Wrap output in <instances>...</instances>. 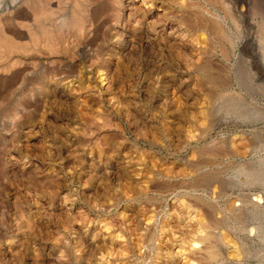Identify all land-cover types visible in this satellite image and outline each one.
<instances>
[{"label":"rangeland","instance_id":"374dc122","mask_svg":"<svg viewBox=\"0 0 264 264\" xmlns=\"http://www.w3.org/2000/svg\"><path fill=\"white\" fill-rule=\"evenodd\" d=\"M146 1H19L64 14L52 39L0 6L25 29L0 58L29 67L0 89V264L261 263L247 230L264 222V0H237V28L219 0Z\"/></svg>","mask_w":264,"mask_h":264},{"label":"bare ground","instance_id":"6f19581e","mask_svg":"<svg viewBox=\"0 0 264 264\" xmlns=\"http://www.w3.org/2000/svg\"><path fill=\"white\" fill-rule=\"evenodd\" d=\"M19 1H21V0H0V6L1 5H3L4 6V8H5V6L7 7V5L9 6H13L14 8H16L17 6H18V3H19ZM26 2H27V0H25ZM29 1V0H28ZM38 1V0H37ZM42 1V0H41ZM88 1V0H87ZM149 1V0H148ZM210 1V0H209ZM209 1H205V2H207V3H209ZM212 1V0H211ZM242 1V0H241ZM240 1V2H241ZM256 1H258V3L259 4H261V1L259 2V0H256ZM31 2V1H30ZM51 2V1H50ZM86 2V1H85ZM93 2H95V0H93ZM93 2H92V4H93ZM130 2V1H129ZM140 2H142V3H148L146 0H140ZM213 2V1H212ZM211 2V3H212ZM215 2H217V1H215ZM214 2V3H215ZM219 2H220V4L222 5V7L224 8V10H225V16H227V18H228V20L234 25V26H236V28L237 27H240L241 26V19H242V17H245V14L243 13V9H242V6H241V4H242V2H241V4H240V8H238V10L239 9H241V10H239V12H237V9H236V3H238L237 2V0H219ZM43 3V2H42ZM48 3V2H47ZM46 2L44 3L45 5L47 4ZM56 3V2H55ZM58 3V2H57ZM65 3V2H64ZM79 3V2H78ZM97 3V2H96ZM135 3V2H134ZM181 3V2H180ZM251 3H252V1H251ZM253 3H254V1H253ZM257 2H255L254 4H256ZM23 5H24V3H22ZM31 4V3H30ZM41 4V2L39 1L38 2V5H40ZM43 4V5H44ZM61 4V3H60ZM72 4V3H71ZM128 4V3H127ZM141 4V3H140ZM210 4V3H209ZM215 4H217L218 5V3H215ZM254 4H253V7H255L254 6ZM258 4V5H259ZM22 5V6H23ZM49 7H50V9L52 8V5H49V4H47ZM59 5V4H58ZM77 5V4H76ZM84 5V4H83ZM90 5H91V3H90ZM131 5V4H130ZM142 6H143V4H141ZM148 5V4H147ZM150 5V4H149ZM214 5V4H213ZM220 5V6H221ZM257 5V4H256ZM25 6V5H24ZM28 6H31V5H29L28 4ZM40 6H42V5H40ZM56 5H54V7H55ZM79 6V5H78ZM77 6V7H78ZM85 6V5H84ZM83 6V7H84ZM88 6V5H87ZM20 7V6H19ZM49 7H47V8H49ZM58 7V10H59V6H56L55 8H57ZM136 7V6H135ZM140 7V6H139ZM149 7V6H148ZM250 7V6H249ZM257 7V6H256ZM260 7V6H259ZM258 7V8H259ZM3 8V9H4ZM9 8V7H8ZM27 8H29V7H27ZM61 8L62 9H64L63 7H61L60 6V10H61ZM129 8V7H128ZM151 8V7H150ZM204 8V7H203ZM220 8V7H219ZM244 8V7H243ZM251 8H252V5H251ZM1 9V8H0ZM31 10H33L32 9V7L30 8ZM30 9H28L30 12H31V10ZM40 9V8H39ZM44 9H45V6H44ZM71 9H73V8H71ZM70 8H69V10H71ZM89 9H90V7H89ZM124 9V8H123ZM149 9V8H148ZM7 10V9H6ZM8 10H10V9H8ZM7 10V11H8ZM46 10H48V9H46ZM46 10H44V12L41 14H36V13H34V11H33V13H32V15H36L35 17L37 18V20L39 21L40 20V23L38 22V21H35V19H33V17H32V15H30L29 16V12L27 11V9H24V8H18L17 7V9H15V14L13 13V15L15 16V17H25V20L27 19V17H32L30 20H34V22H38L37 24H39V26L42 28V29H40V31H43L44 33H45V36L46 37H48L49 38V36H51V38L50 39H52V38H54L55 36H57L58 37V35H54L55 33H50V31L49 30H51V29H54L55 27H58V26H60L64 21H65V17H64V14L63 13H59V12H56L55 13V11H53V10H57V9H52L51 11H53V13L51 12V11H46ZM59 10V11H60ZM77 10V9H76ZM76 10H75V12H76ZM129 10V9H128ZM127 10V11H128ZM206 10V9H205ZM208 10V9H207ZM72 11V10H71ZM77 11H79V10H77ZM81 11V10H80ZM79 11V12H80ZM85 11V10H84ZM133 11V10H132ZM131 11V12H132ZM37 12V11H36ZM95 12V11H94ZM93 12V13H94ZM149 12H150V10H149ZM206 12H208V11H206ZM4 13V12H3ZM7 12H5V14H6ZM69 13V12H68ZM81 13V12H80ZM123 13V12H122ZM125 13V12H124ZM128 13H130V12H128ZM134 13V12H133ZM145 13V12H144ZM210 14L212 13V12H209ZM2 14V13H1ZM12 14V13H11ZM11 14H6V15H3L2 14V16H0V21H1V24H2V27H3V30L5 31V32H7V33H9L10 35H2L1 37H0V44H5V43H7V42H9L10 41V39H8L9 37L10 38H22L23 39V37L25 36V29L23 30L22 29V26H20V25H24V23H20V24H18L17 22H15V21H18V20H13L14 19V17L11 15ZM73 15L75 14L74 12L72 13ZM95 14V13H94ZM192 14H193V16H194V18H196V20L199 22V25H203V27H204V25L205 26H208L209 25V27H211V28H209V29H211L213 32H216L217 30H219L220 29V25H221V20L219 21V20H217L215 17H216V15H215V17H214V15H213V17L214 18H212V20H211V18H209V19H207L206 17H203V16H201L200 14H199V12L197 11V9L195 10V11H193L192 12ZM214 14V13H213ZM217 14V13H216ZM66 15V14H65ZM77 15V14H76ZM144 15V14H143ZM71 16V15H70ZM84 16V15H83ZM127 16V15H126ZM128 16H130V15H128ZM211 16V15H210ZM219 16V15H218ZM224 16V15H223ZM78 17V16H77ZM124 17V16H123ZM122 17V18H123ZM263 17V16H262ZM40 18V19H39ZM66 18H67V16H66ZM75 18V17H74ZM74 18H72V19H74ZM15 19H18V18H15ZM81 19V18H80ZM124 19V18H123ZM28 20V19H27ZM32 20V21H33ZM129 20V19H128ZM131 20V19H130ZM129 20V21H130ZM19 21H21V20H19ZM75 21H76V19H75ZM78 21V20H77ZM82 21V20H81ZM195 21V20H194ZM196 21V22H197ZM263 21H264V19H263ZM22 22V21H21ZM24 22V21H23ZM71 22V21H70ZM92 22V21H91ZM197 22V23H198ZM35 23V24H36ZM87 23V22H86ZM135 23V22H134ZM137 23V22H136ZM263 23V22H262ZM261 23V24H262ZM64 24V23H63ZM71 24V23H70ZM128 24V23H127ZM126 24V25H127ZM81 25V24H80ZM90 25H91V23H90ZM129 25V24H128ZM127 25V26H128ZM252 25V24H251ZM62 26H64V25H62ZM71 26V25H70ZM83 26V25H82ZM81 26V27H82ZM126 27V26H125ZM255 27V26H254ZM35 28H37V26L35 27ZM223 28V27H222ZM221 28V29H222ZM60 29V28H59ZM59 29H56V31L58 32V30ZM220 29V30H221ZM33 30V29H32ZM223 31H224V29H222ZM235 30H237V29H235ZM28 31H30V30H28ZM39 31V32H40ZM55 31V32H56ZM62 31V30H61ZM26 32H27V30H26ZM31 32V31H30ZM33 32V31H32ZM36 32V31H35ZM50 33V34H48V33ZM51 32H54V31H51ZM87 32V31H86ZM218 32V31H217ZM221 31H219V33H220ZM2 33V32H1ZM47 33V34H46ZM59 33V32H58ZM225 33V31L223 32V34ZM52 34V35H51ZM88 34H90V33H88ZM221 34H222V32H221ZM42 35V34H41ZM48 35V36H47ZM215 35V34H214ZM9 36V37H8ZM27 36V35H26ZM30 36H32V35H30ZM36 36H38V35H36ZM44 36V35H43ZM53 36V37H52ZM89 36V35H88ZM41 37V39H42V36H40ZM227 38V37H226ZM21 39V40H22ZM26 39V38H25ZM29 39V38H28ZM41 39H39V40H41ZM44 39V38H43ZM47 38H45V40H43V41H47L46 40ZM49 39V40H50ZM88 39V38H87ZM15 40H17V39H15ZM30 40V39H29ZM31 40H34V39H31ZM53 40H55V39H53ZM20 41V39H18L17 40V42H19ZM27 41V40H26ZM25 41V42H26ZM38 41V40H37ZM134 41V40H133ZM17 42H15L14 41V45H16L15 47H17V45L19 44V43H17ZM32 42V41H31ZM26 42L27 44H29L30 43V45H34V42ZM39 42H41V41H39ZM132 42V41H131ZM13 43V42H12ZM36 43V42H35ZM43 43V42H42ZM87 43V42H86ZM27 44H25L24 42H23V45H27ZM47 44H50V43H47ZM47 44H46V46H47ZM53 44V43H52ZM132 44V43H131ZM257 44V43H256ZM21 46H22V44H20ZM20 45H19V47H20ZM29 45V46H30ZM40 45V44H39ZM28 46V47H29ZM132 46V45H131ZM12 47L13 48H15L13 45H12ZM32 47V46H31ZM36 47V46H35ZM262 47V46H261ZM2 48V47H1ZM5 48V47H4ZM12 48V49H13ZM32 48H34V46L32 47ZM53 48V47H52ZM21 49V48H20ZM27 49H29V48H27ZM27 49H26V51H27ZM35 49V48H34ZM38 49V48H37ZM2 50V49H1ZM11 50V49H10ZM16 50H19V49H17L16 48ZM33 50V49H32ZM252 50V49H251ZM3 51H4V49L2 50V52L1 53H3ZM20 51V50H19ZM26 51H24L23 53H26ZM36 51V50H35ZM255 51H256V49H255ZM258 51V50H257ZM256 51V52H257ZM5 52V51H4ZM51 52V51H50ZM58 52V51H57ZM260 51H258V53H259ZM262 52H263V49H262ZM0 53V54H1ZM6 53V52H5ZM9 53V52H8ZM8 53H7V56H8ZM16 53V52H15ZM20 53V52H19ZM32 53H33V51H32ZM37 54V53H36ZM39 54V53H38ZM37 54V55H38ZM41 54V53H40ZM39 54V55H40ZM2 55L3 56H5L6 54H1V57H2ZM16 55V54H15ZM257 55V54H256ZM6 56V58L4 57V58H0V75L1 74H3V73H6V74H8L9 76H7V77H2L1 78V83L3 84V86L2 87H0V89L1 88H3L2 90H3V92L2 91H0V93L2 92V93H4V92H6V90H7V87H8V85H9V83H11V82H13L15 79H17L18 77H20V76H22L25 72L27 73V70H28V63H27V61L25 60V61H21L20 63H17L16 61L18 60V61H20L19 60V58L16 60V56L14 57L15 58V61L13 60V61H9V57H7ZM19 56V55H18ZM30 56V55H29ZM33 56V55H32ZM32 56H30V57H32ZM258 56V55H257ZM22 57H23V54H22ZM26 57V56H25ZM24 57V58H25ZM13 58V59H14ZM34 58V57H33ZM34 59H36V58H34ZM29 61H30V58L28 59ZM53 61V60H52ZM23 62V63H22ZM27 64H26V63ZM33 62V61H32ZM48 63H49V61H47ZM44 63V62H43ZM30 64V63H29ZM34 64V63H33ZM33 64H31V66L33 65ZM44 64H46V63H44ZM49 65V64H48ZM255 68H256V73L260 76V77H262L263 79H264V54H261L260 56H259V59H258V61H255ZM34 67V66H33ZM32 69V68H31ZM29 72V71H28ZM255 72V71H254ZM25 73V74H26ZM6 74H4V75H6ZM24 74V75H25ZM95 74V73H94ZM107 76V75H106ZM106 76H96V74H95V78H94V85H96V86H98V87H106V86H108V80H107V78H106ZM254 76V75H253ZM93 80V79H92ZM259 80V79H258ZM59 82V81H58ZM110 82V81H109ZM12 84V83H11ZM68 84V83H67ZM80 84V83H79ZM85 84H87V83H85ZM78 85V84H77ZM83 85V84H82ZM91 85V84H90ZM109 85H110V83H109ZM11 86V85H10ZM72 86V85H71ZM87 87H89L88 86V84L86 85ZM86 86H84V87H86ZM92 87V86H91ZM74 88V87H73ZM95 88V87H94ZM107 88V87H106ZM70 90V89H69ZM88 90V89H87ZM1 97V96H0ZM27 105V104H26ZM26 111V110H25ZM204 111V110H203ZM202 110L200 111V112H203ZM205 113V112H204ZM207 115V114H206ZM204 117H206L205 115H204ZM203 117V118H204ZM202 118V119H203ZM207 118V117H206ZM201 119V120H202ZM207 120V119H206ZM204 120H202V123H204L203 122ZM205 124V123H204ZM259 162V161H258ZM260 163H262L261 161H260ZM258 164V163H257ZM264 165V164H263ZM258 167H259V164H258ZM258 170V169H257ZM256 170V171H257ZM260 170V169H259ZM258 172V171H257ZM255 175V174H254ZM248 176V175H247ZM248 177H250V176H248ZM252 177V176H251ZM263 178V177H262ZM259 179V178H258ZM256 180H257V178H256ZM255 179H254V181H256ZM261 180V179H260ZM259 180V181H260ZM253 181V182H254ZM263 181V180H262ZM261 182V181H260ZM260 182H259V184H260ZM238 183H239V181H238ZM249 183V182H248ZM262 183V182H261ZM263 184V183H262ZM260 186H262V185H260ZM259 186V187H260ZM263 187V186H262ZM264 191V190H263ZM264 193V192H263ZM250 201V200H249ZM255 202V201H254ZM249 203V202H248ZM257 204H259L258 202H257ZM262 204V203H261ZM253 205V204H252ZM251 205V206H252ZM262 205H264V204H262ZM234 206V205H233ZM237 206V205H236ZM255 206H256V204H255ZM259 206H260V204H259ZM239 207H240V205H239ZM260 207H262V206H260ZM236 208H238V207H236ZM249 208V207H248ZM254 208V207H253ZM264 208V207H263ZM262 208V210L264 211V209ZM235 209V208H234ZM241 209H243V207L241 208ZM260 209V208H259ZM199 210V209H198ZM236 210H238V209H236ZM244 210V209H243ZM253 210V209H252ZM251 210V211H252ZM233 211V210H232ZM238 211H241V210H238ZM234 212H236L237 213V211H234ZM233 212V213H234ZM248 212H250V209L248 210ZM247 212V213H248ZM255 211L253 210V214H255L256 212H257V209H256V212L254 213ZM260 212H261V210H260ZM236 213H234V214H236ZM260 214V213H259ZM258 214V215H259ZM262 214V213H261ZM238 216V215H237ZM257 216V214L255 215V217ZM260 216V215H259ZM258 216V217H259ZM264 216V215H263ZM204 217V216H203ZM251 217H249V219H250ZM253 219H254V217H252ZM261 219L263 218V217H260ZM200 219V218H199ZM252 219V220H253ZM256 219V218H255ZM263 220H264V218H263ZM200 221H202V219L200 220ZM204 222L206 221V220H203ZM235 221V220H234ZM254 221V220H253ZM256 221V220H255ZM250 222V221H249ZM257 222V221H256ZM256 222H255V224H256ZM262 222V221H261ZM201 223V222H200ZM252 223H254V222H252ZM258 223H260L259 222V219H258ZM204 223L202 222V225H203ZM255 224H252V226L251 225H248V226H250V228L249 227H246V229L247 228H249V230H247V237H249V240L252 242V244H253V242H254V239H255V237L256 236H258L259 234L261 235V242L259 243L260 244V247H261V249L264 251V222L263 223H260L259 225H255ZM205 225H208V224H206V222H205ZM243 229V228H242ZM263 231H262V230ZM245 230V229H244ZM243 231V230H242ZM246 231V230H245ZM205 233H206V231H205ZM245 233V232H244ZM202 235H204V237L202 236V235H200V237H203V239L204 240H206V239H208L209 237H208V235H205L204 233H201ZM245 236V235H244ZM208 237V238H207ZM237 240H239L240 241V239L239 238H237L236 236H234ZM173 238V237H172ZM211 239L210 240H212V237H210ZM202 239V238H201ZM219 239L221 240V238L219 237ZM223 239V241H225V242H227L226 240H225V238H222ZM243 239V238H242ZM258 239V240H259ZM172 240V239H171ZM180 240H182V239H180ZM203 240V241H204ZM229 238H228V242H229ZM183 241V240H182ZM182 241H180V242H182ZM187 241V240H186ZM207 241H209V240H207ZM242 241V240H241ZM256 241V240H255ZM185 242V241H184ZM188 242V246L187 247H190L189 249L191 250V249H193L194 247H196V245H194L195 243V241L193 242H189V240L187 241ZM187 242L186 243H184V244H187ZM227 242V243H228ZM243 242V241H242ZM247 242V241H246ZM257 242H259V241H257ZM183 243V242H182ZM205 243H206V241H205ZM233 243V242H232ZM203 244H204V242H203ZM206 244H208V243H206ZM223 244V243H222ZM233 244H235V243H233ZM232 244V245H233ZM243 244V243H242ZM248 244V243H247ZM256 244H258V243H256ZM255 244V245H256ZM212 245V244H211ZM211 245H206L205 246V248H206V253H207V255H205V256H207L208 258H215L216 256H217V253L215 252V250L216 249H214V247H212ZM228 245H230V244H228ZM231 245V246H232ZM245 245V244H244ZM251 245V244H250ZM197 246H198V244H197ZM229 247V248H233L234 250H232V251H234V253H236L238 250H236L237 249V246H236V248H235V246L233 245L232 247ZM192 247V248H191ZM202 247H203V245H202ZM250 247H253V245L252 246H250ZM259 247V246H258ZM258 247H256L255 246V250H258V249H260V248H258ZM204 248V249H205ZM216 248V247H215ZM258 248V249H257ZM251 249V248H250ZM231 250V249H230ZM200 251V250H199ZM203 251V250H202ZM205 251V250H204ZM231 251V252H232ZM236 251V252H235ZM249 251V250H248ZM247 251V247H246V252H248ZM252 251V250H251ZM260 251V250H259ZM258 251V252H259ZM198 251L196 250V252H195V254L197 253ZM201 252V251H200ZM199 252V253H200ZM239 252V251H238ZM260 252H262V251H260ZM202 253H204V252H202ZM202 253H200V254H202ZM233 253V252H232ZM240 253V252H239ZM249 253V252H248ZM257 253V252H256ZM200 254H197V256L199 255L200 256ZM219 254V253H218ZM238 254V253H237ZM250 254H251V252H250ZM253 255H254V253H252ZM258 254H261V253H258ZM239 255V254H238ZM238 255H236L237 257H238ZM246 255H248V254H246ZM252 255V256H253ZM263 255V257L262 256H260V257H262V261H261V263L260 264H264V253L262 254ZM202 256H203V254H202ZM219 256V255H218ZM217 256V257H218ZM249 256V255H248ZM255 256V255H254ZM216 257V258H217ZM257 257V256H256ZM259 257V258H260ZM167 258V257H166ZM208 260V259H207ZM201 262H203V263H205L204 261H203V259L201 258V260H200ZM206 261V260H205ZM211 261V259L209 260V262ZM166 262H167V260H166ZM165 262V263H166ZM254 262V261H253ZM256 263H257V261H255ZM260 262V261H259ZM164 263V262H163ZM164 263V264H165ZM168 263V262H167ZM166 263V264H167ZM202 263V264H203ZM233 263V262H232ZM205 264H209L208 263V261H206V263ZM238 264H239V262H238ZM247 264V263H246ZM252 264V263H251ZM254 264V263H253ZM259 264V263H258Z\"/></svg>","mask_w":264,"mask_h":264}]
</instances>
